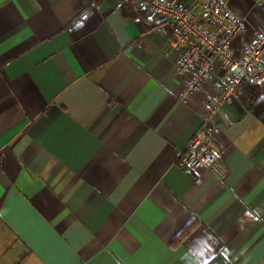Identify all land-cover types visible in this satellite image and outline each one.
<instances>
[{
  "label": "crops",
  "instance_id": "1",
  "mask_svg": "<svg viewBox=\"0 0 264 264\" xmlns=\"http://www.w3.org/2000/svg\"><path fill=\"white\" fill-rule=\"evenodd\" d=\"M173 36L124 0H0V264H264V89L210 121L225 176L184 171L216 87L182 100Z\"/></svg>",
  "mask_w": 264,
  "mask_h": 264
},
{
  "label": "built area",
  "instance_id": "2",
  "mask_svg": "<svg viewBox=\"0 0 264 264\" xmlns=\"http://www.w3.org/2000/svg\"><path fill=\"white\" fill-rule=\"evenodd\" d=\"M124 1L150 22L173 23L171 47L177 56L175 73L184 102H190V95L199 92L206 81L216 87L206 99L207 122L189 141L178 164L188 173L205 167L223 178L226 164L210 146V121L225 103L238 98L243 85L264 89V20L251 14L239 16L212 0L202 4L199 14L196 5L186 6L179 0Z\"/></svg>",
  "mask_w": 264,
  "mask_h": 264
},
{
  "label": "trees",
  "instance_id": "3",
  "mask_svg": "<svg viewBox=\"0 0 264 264\" xmlns=\"http://www.w3.org/2000/svg\"><path fill=\"white\" fill-rule=\"evenodd\" d=\"M248 84V83H247ZM246 85V84H245Z\"/></svg>",
  "mask_w": 264,
  "mask_h": 264
}]
</instances>
